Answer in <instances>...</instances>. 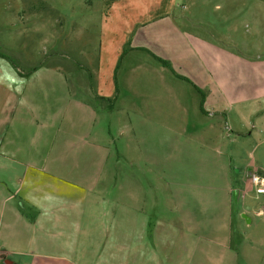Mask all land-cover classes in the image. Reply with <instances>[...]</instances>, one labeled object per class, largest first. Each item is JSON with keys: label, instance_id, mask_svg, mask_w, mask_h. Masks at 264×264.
<instances>
[{"label": "crops", "instance_id": "crops-1", "mask_svg": "<svg viewBox=\"0 0 264 264\" xmlns=\"http://www.w3.org/2000/svg\"><path fill=\"white\" fill-rule=\"evenodd\" d=\"M233 15L213 0H101L93 87L80 68L23 74L0 57V261L264 264V190L248 175L264 176V101L250 150ZM258 88L264 100L260 72ZM228 97L231 134L207 111Z\"/></svg>", "mask_w": 264, "mask_h": 264}, {"label": "rangeland", "instance_id": "rangeland-1", "mask_svg": "<svg viewBox=\"0 0 264 264\" xmlns=\"http://www.w3.org/2000/svg\"><path fill=\"white\" fill-rule=\"evenodd\" d=\"M213 1L224 8L227 5L228 9L232 8L234 12L233 43L228 48V52L249 61L248 80L250 81L246 87L249 92L247 99L241 103L250 113L248 127L244 131L251 134L252 138L249 142L251 150L256 139V113L264 101L259 98L258 88V74L259 72L264 74V68L258 66L259 62L262 65L264 61V38L261 31L264 28V0ZM102 2L106 4L107 0ZM100 4L101 0H0V51L14 58L21 73L38 63L58 64L65 72L66 67L80 68L87 75L90 71L92 75L89 80L93 87L96 81L92 76L96 72V66L92 64V58L89 59L86 53H94L96 50ZM217 13L220 20V13ZM245 69L241 65L233 64L235 74ZM74 84L75 82L72 83ZM245 85L246 83L244 87ZM225 100L224 105L217 110H207L210 115L208 118L224 121L225 114L229 116V120L224 122V128L231 134L235 130L230 128V125L237 119L234 113L231 115L235 111L228 113L224 106L231 105V101V110H234L238 107V103L235 97H228ZM253 153L256 158L257 152ZM251 168L253 167H250V170ZM248 175L250 184L258 191V184L252 183L251 176H264L254 170ZM0 264L4 263L0 261Z\"/></svg>", "mask_w": 264, "mask_h": 264}, {"label": "trees", "instance_id": "trees-1", "mask_svg": "<svg viewBox=\"0 0 264 264\" xmlns=\"http://www.w3.org/2000/svg\"><path fill=\"white\" fill-rule=\"evenodd\" d=\"M128 49V47L125 45V46H123V48H122V50H121V54L122 53H124L126 50ZM0 57H2V58H4L5 60H7L10 64H11V66H13V67H15V68H17V64L15 63V61H14V58L11 56V55H9V54H7V53H5V52H2V51H0ZM162 65H164V66H168L169 67V65H168V63L167 62H165L163 59H161V58H158V57H155ZM35 67H37V65L36 66H33L32 68H30L29 70H26L23 74H28L30 71H32ZM90 73V72H89ZM88 73V81H89V85L90 86H92V84L90 83V80H91V74H89ZM89 78H90V80H89ZM196 88V87H195ZM199 92H200V104H201V101H202V92L198 89V88H196ZM116 93H117V87H116V85L114 84V93H113V95L111 96V97H100V96H97L96 97V100H97V104H98V102L99 101H104L105 102V104H104V108L105 109H110L111 107H112V104H113V101H114V98L116 97ZM99 104H100V102H99ZM202 109V108H201Z\"/></svg>", "mask_w": 264, "mask_h": 264}, {"label": "built area", "instance_id": "built-area-1", "mask_svg": "<svg viewBox=\"0 0 264 264\" xmlns=\"http://www.w3.org/2000/svg\"><path fill=\"white\" fill-rule=\"evenodd\" d=\"M251 181L253 184L257 185L258 184V191L264 190V177H259L257 175H252L251 176Z\"/></svg>", "mask_w": 264, "mask_h": 264}, {"label": "water", "instance_id": "water-1", "mask_svg": "<svg viewBox=\"0 0 264 264\" xmlns=\"http://www.w3.org/2000/svg\"><path fill=\"white\" fill-rule=\"evenodd\" d=\"M4 263H7L8 261H3Z\"/></svg>", "mask_w": 264, "mask_h": 264}]
</instances>
